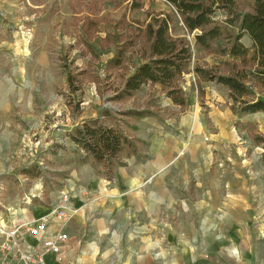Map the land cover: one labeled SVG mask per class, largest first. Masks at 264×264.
I'll use <instances>...</instances> for the list:
<instances>
[{
  "label": "rangeland",
  "instance_id": "1",
  "mask_svg": "<svg viewBox=\"0 0 264 264\" xmlns=\"http://www.w3.org/2000/svg\"><path fill=\"white\" fill-rule=\"evenodd\" d=\"M135 1L140 2L139 8L133 7ZM235 2L238 11L250 9L251 0ZM224 12L218 10V18L224 19ZM167 14H171L170 34L186 41L192 53L189 70L179 82L187 110L190 96L197 92L196 85L203 88L200 100L207 90L204 86L209 85L210 94L217 90L214 85H220L197 80L193 67H216L217 72L227 74L231 60L196 46L193 35L165 0H0V219L5 223L17 209L47 205L50 191L65 183L73 184L85 200L95 195L88 188L83 193L74 184L80 173L84 174L83 152L66 135L84 120L110 110L135 136L140 118L134 121L124 111H153L155 115L148 116L157 118H176L186 111L167 104L169 98L157 84L146 83L130 97L115 98L127 76L149 55L144 28L153 18H167ZM242 42L250 45L246 36ZM118 57L119 65L110 63ZM68 75L79 89L70 88ZM222 88L225 102H219L232 115L228 91ZM207 109L202 107V112ZM229 123L230 133L238 135L230 148L240 156L249 152L254 166L256 146L263 152V144L254 138L264 135V113L237 115ZM240 146L244 148L242 153L237 149ZM94 168L101 182L98 190L107 192L113 179L100 173V165ZM86 223L90 228L91 218ZM111 225L106 230L110 254L120 264H132L139 253H126V237L131 230ZM196 227L203 232L212 224L198 222ZM132 232L138 235L137 229L132 228ZM145 244L159 254L158 238Z\"/></svg>",
  "mask_w": 264,
  "mask_h": 264
},
{
  "label": "crops",
  "instance_id": "2",
  "mask_svg": "<svg viewBox=\"0 0 264 264\" xmlns=\"http://www.w3.org/2000/svg\"><path fill=\"white\" fill-rule=\"evenodd\" d=\"M208 86L204 98L193 93L188 109L176 118L145 116L136 121L134 134L141 141L143 157H129L107 192L98 190L99 176L84 162V174L74 184L100 198L85 200L73 184L65 183L50 191L47 205L12 214L10 220L50 214L62 194H70L69 206L79 210L63 226L67 239L61 244V259L45 252L47 264H120L108 249L106 230L111 223L131 230L126 253H139L132 264H264L262 150L256 146L252 166L249 152L240 156L230 148L238 135L230 133L228 125L237 115H230L219 102H225L220 94L223 86L214 85L217 90L210 94ZM202 107L208 108L206 113ZM237 149L242 153L244 148ZM90 218L92 226L87 228ZM205 221L212 227L200 232L196 226ZM57 227L52 221L51 229ZM132 228L138 230L137 236ZM153 238L161 242L157 255L145 244Z\"/></svg>",
  "mask_w": 264,
  "mask_h": 264
},
{
  "label": "trees",
  "instance_id": "3",
  "mask_svg": "<svg viewBox=\"0 0 264 264\" xmlns=\"http://www.w3.org/2000/svg\"><path fill=\"white\" fill-rule=\"evenodd\" d=\"M165 1L186 31L193 35L196 46L231 60L227 74L217 72L216 67H193L197 80L224 86L234 114L264 113V0H251L247 11H238L235 0ZM133 7L139 8L140 2L135 1ZM218 10L227 13L224 19L218 18ZM170 22L171 14H167V18H153L144 28L149 55L127 76L122 89L115 95L117 100L130 97L142 85L151 83L159 85L180 111L186 110V96L179 82L189 70L192 53L186 41L170 34ZM244 36L251 40L249 46L242 42ZM110 63L119 65L120 57L111 59ZM68 85L73 91L79 89L74 86L71 75H68ZM196 87L198 95L203 97L201 84ZM124 113L134 121L155 115L148 110ZM100 117L84 120L66 135L74 147L83 152V162L100 165V173L112 180L117 168L126 165L127 158L143 157L141 141L123 127L110 110H102ZM254 140L263 144L261 160L264 162V135H256Z\"/></svg>",
  "mask_w": 264,
  "mask_h": 264
},
{
  "label": "built area",
  "instance_id": "4",
  "mask_svg": "<svg viewBox=\"0 0 264 264\" xmlns=\"http://www.w3.org/2000/svg\"><path fill=\"white\" fill-rule=\"evenodd\" d=\"M69 199V193L62 194L59 204L47 215L31 218L18 215L8 223L0 219V264H47L45 252L61 259V244L67 239L63 226L79 210L69 206ZM52 221L58 223L56 230L51 229ZM29 238L36 242L30 244Z\"/></svg>",
  "mask_w": 264,
  "mask_h": 264
}]
</instances>
